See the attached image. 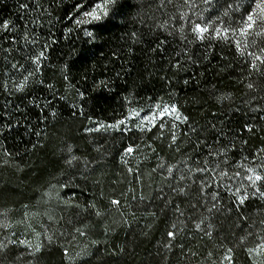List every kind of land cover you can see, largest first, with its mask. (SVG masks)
Here are the masks:
<instances>
[{
    "label": "trees",
    "instance_id": "16d2710c",
    "mask_svg": "<svg viewBox=\"0 0 264 264\" xmlns=\"http://www.w3.org/2000/svg\"><path fill=\"white\" fill-rule=\"evenodd\" d=\"M197 3L192 10L183 0H0V242L8 244L6 258L0 253L3 264H228L223 260L228 247L234 248L232 264H253L246 248L259 241L253 236L239 244L237 237L246 230H240L244 224L235 212L216 219L187 203L176 247L161 249L178 214L161 212L159 195L172 199L173 187L192 186L194 160L202 166L204 159H223L206 156L207 149L193 151L191 126L205 127L219 117L218 128L239 132L229 154L234 162L247 163L244 156L264 149V111L247 102L246 87L261 79L249 69L248 52L260 54L264 41L240 50L231 36L199 39L191 33V22H200L193 11L207 6ZM225 8V0H212L204 17L222 15ZM94 9L99 21L84 15ZM25 33L35 44L25 42ZM41 51L36 76L22 90H6L4 85L13 88V81L22 82L36 67L32 59ZM165 106H175L181 117L169 133L159 132ZM245 123L253 132L241 131ZM129 146L132 154L125 153ZM71 155L78 162L68 165ZM235 171L241 172L238 186L244 170L229 168L230 174ZM113 199L120 204L112 205ZM243 212L258 218L264 202L246 201ZM201 219L202 228L213 225L211 239L195 229ZM234 222L240 227L233 228ZM225 235L229 240L223 241ZM77 236L84 252L75 257ZM191 251L197 255L191 257Z\"/></svg>",
    "mask_w": 264,
    "mask_h": 264
},
{
    "label": "snow or ice",
    "instance_id": "6c2138e0",
    "mask_svg": "<svg viewBox=\"0 0 264 264\" xmlns=\"http://www.w3.org/2000/svg\"><path fill=\"white\" fill-rule=\"evenodd\" d=\"M162 4L164 0H161ZM168 3H172L173 0H167ZM107 3L114 4L115 0H107ZM200 3L207 6L205 7L199 14L193 11V15H197V19L200 22H191V33L195 34L199 39L203 40L205 38V34L209 36H215L220 38L221 36L228 40L231 36L235 40V46L237 49L246 50L249 47L258 46L256 42V38H264V0H254L255 6L251 7L249 5L250 10L246 9V19H243V26L233 27L234 21H230L231 12L238 11L240 8L244 7L245 0H235V3H227L225 0L226 8L224 9L222 15L217 14L214 16H210L207 19L204 17V12L208 11V8L212 5V0H200ZM183 5L187 6L189 9H196L199 7L197 0H183ZM22 8H26L27 5L21 4ZM97 9L101 8V5L96 6ZM85 16L91 17L94 20L99 21L101 19L100 15L96 14V9L91 12H85ZM103 15L107 16L108 12L105 9L103 11ZM186 14L181 13L179 19L185 20ZM79 23V21H78ZM211 26V29L209 27ZM4 30L9 29V24L5 22L3 24ZM178 31L183 33L184 25L181 24ZM89 36L93 34L91 32L88 33ZM239 36L240 39H235L236 36ZM23 39L25 42L35 44L34 39H29L28 33L23 35ZM184 39H188L187 36ZM15 42V41H13ZM161 43H163L161 41ZM47 47V45H45ZM260 54H256V52H248V55L251 57L249 62V69L251 72L258 74L261 79L256 82H249L246 87L249 89V98L248 103L256 102V109L260 111H264V104H260V100H264V46L259 47ZM44 56V52L41 51L39 57H35L32 59V63L36 66L33 70L28 71L27 75L23 76L22 82L13 81V88L9 89L8 85H4L5 89L9 92H13L15 90H22L25 87L26 82L29 80V77L36 76V73L40 70L39 60ZM191 59V57H189ZM258 62V63H257ZM11 67L13 69L19 70V68L23 67L22 65L12 64ZM27 71V70H26ZM67 79V76L64 77ZM42 84L43 81H40ZM83 96V93H80ZM223 99V97H221ZM254 109V110H256ZM177 112L175 106L170 107H162L161 115L167 114L169 112ZM55 115V113H53ZM177 120H180L181 117L179 114L175 117ZM187 121V117L183 118ZM216 117L208 126L197 128L194 125L191 126V133L195 135V140L190 141L193 151L197 148H200L201 151L207 149L206 156L211 157H223L222 160H216L215 162L204 159L203 165L201 166L199 161H195L196 168L194 170L189 169V176L191 177V184L189 188H186L183 184L178 187H173L171 192L172 199H168L166 195H159V199L161 201L160 207L161 212H164L167 216L169 210L172 211L173 215H176L177 222H173L170 224L169 230L165 232V239L161 242V249L166 251H171L176 247L174 241L178 240L177 233L179 231H183L179 227L180 223L184 221L180 220V217L185 216V209L183 205L185 203L188 204L189 209H196L197 207L205 208L209 214H212L219 219L225 213H236L237 220L240 221L241 224H244V228L240 230L244 232L246 230V234L243 236L237 237V240L241 246L245 245L248 240V237L255 236L259 241L258 243H253L251 247H247L246 251L249 257L253 258V264H264V260H258L259 257H264V215H260L258 218L255 216L247 215L243 212V208L246 204V201L249 200H260L264 202V149H260L256 153H251L250 156H244L243 160L247 163H240L239 161H232L230 157V153H232L236 149V138L240 136L239 132H236L232 129H229L230 135L224 132V128H218L216 123ZM119 124H123L124 121L121 120L118 122ZM8 125H5L7 128ZM175 127V125H173ZM224 127H228V124L225 123ZM241 131L253 132V127L245 123ZM207 133V135H204ZM177 140V136L175 132L172 133V141L175 143ZM212 141L211 143L209 141ZM217 143L221 144L220 149H215V145ZM240 143L242 145H247L248 141L240 138ZM244 150V149H242ZM67 151L69 153L72 152L70 146L67 147ZM134 148L129 146L125 149L126 154H132ZM199 155V153H197ZM191 158V157H190ZM66 163L68 165H72L74 161L78 162V157L75 155H71L70 157L65 158ZM257 161H259L257 163ZM161 168L164 166L161 165ZM243 168L244 174L242 176L241 182L238 186L235 185V181L237 178H241V172L235 171L230 174L229 168ZM129 172L132 171L131 168L128 169ZM209 171L216 173L215 176H206ZM168 173H172V167L167 168ZM195 173H201V175L196 176ZM186 179L184 175L181 176V180ZM215 184V187H213ZM223 189L225 194L228 196L229 203L225 204L224 198L221 196L219 189ZM211 189V191H209ZM193 198H195V203L192 202ZM141 200L145 199V197L141 196ZM112 205H119V200H111ZM210 205V206H209ZM99 215V213H97ZM153 216L156 213H152ZM207 219V217H205ZM204 224V219H201L200 222L195 223V229L199 231H203L204 236L209 239L212 238L213 233L209 231L213 227L211 223L207 224L204 228L202 225ZM240 225L237 223H233V228H239ZM259 227V231H253V229ZM203 239V237H201ZM51 240V237H49ZM229 240V236L225 235L223 237V241ZM184 247L186 245L181 246V251L183 252ZM8 249V244L0 242V253H5V258L7 253L5 250ZM36 251H40L39 245L36 247ZM125 251L124 248L119 249V253H123ZM158 254H161L162 258H166L163 253H161L160 249L157 250ZM234 252L233 247H228L226 249V254L223 256L224 261H228V264H232ZM64 255H68L67 250H65ZM191 257H195L197 253L195 251H191L189 254ZM208 257H211L213 253L209 252ZM0 264H3V260L0 259ZM159 264V261H157ZM171 264V262H169ZM215 264V261H213Z\"/></svg>",
    "mask_w": 264,
    "mask_h": 264
},
{
    "label": "rangeland",
    "instance_id": "374dc122",
    "mask_svg": "<svg viewBox=\"0 0 264 264\" xmlns=\"http://www.w3.org/2000/svg\"><path fill=\"white\" fill-rule=\"evenodd\" d=\"M249 5H251V7L255 6L254 0H247L244 3V7L240 8L238 11L235 12V15H233L232 17L236 16L237 18L233 23V27L236 26H243V19H246V9L250 10ZM238 36V35H237ZM256 40L259 41H264V38H256ZM177 112L173 113V112H169L167 114H163V118H164V122L161 125V130L159 132H166L169 133L171 131V129H173V125H176L178 120L175 118L177 116ZM83 238L81 236H77L75 238L76 241V246L73 248V256L78 257L80 256L83 252H84V247H83V243L82 242ZM30 249V248H29ZM32 251H28L27 253H31Z\"/></svg>",
    "mask_w": 264,
    "mask_h": 264
}]
</instances>
